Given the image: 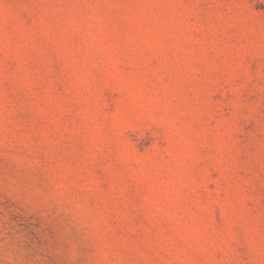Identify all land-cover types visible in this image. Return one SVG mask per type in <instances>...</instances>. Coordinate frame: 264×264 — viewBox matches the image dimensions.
Segmentation results:
<instances>
[{
  "label": "rangeland",
  "instance_id": "obj_1",
  "mask_svg": "<svg viewBox=\"0 0 264 264\" xmlns=\"http://www.w3.org/2000/svg\"><path fill=\"white\" fill-rule=\"evenodd\" d=\"M0 264H264V0H0Z\"/></svg>",
  "mask_w": 264,
  "mask_h": 264
}]
</instances>
